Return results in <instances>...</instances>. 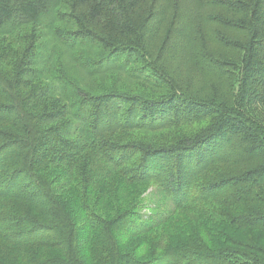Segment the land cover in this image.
I'll return each instance as SVG.
<instances>
[{
  "label": "trees",
  "instance_id": "trees-1",
  "mask_svg": "<svg viewBox=\"0 0 264 264\" xmlns=\"http://www.w3.org/2000/svg\"><path fill=\"white\" fill-rule=\"evenodd\" d=\"M55 12L72 27L55 29L59 41L105 54L91 64L95 72L120 69L167 92L95 93L66 75L42 83L40 36L20 29ZM2 32L15 40L0 39V122L9 126L0 127V207L19 208L0 217L1 264H92L74 248L81 244L79 216L90 230L87 243L91 231L102 230L103 264H184L167 253L155 262L121 253L116 230L124 214L107 219L87 205L74 208L73 183L88 151L99 152L130 182H157L176 207L198 179L231 162L233 169L211 177L204 191L246 203L232 217L237 225L264 227V125L257 113L264 109V0H0ZM174 62L188 66L183 81L170 74ZM138 63L141 68H128ZM208 80L206 92L198 84ZM201 120L206 124L194 134L169 143L122 137ZM165 221L122 228L138 235ZM239 245L202 260L264 264V246ZM53 250L59 256L49 255Z\"/></svg>",
  "mask_w": 264,
  "mask_h": 264
},
{
  "label": "rangeland",
  "instance_id": "rangeland-1",
  "mask_svg": "<svg viewBox=\"0 0 264 264\" xmlns=\"http://www.w3.org/2000/svg\"><path fill=\"white\" fill-rule=\"evenodd\" d=\"M57 10H63V7H58ZM56 14V12L46 14L39 22L25 24L20 29L22 33L32 32L40 36L37 47L42 52V56L45 55V61L39 65L42 69L40 76L42 83L56 82L59 75H66L82 89L95 93L121 90L130 94L160 97L167 92L164 87L159 88L143 77L129 75L120 69L111 68L95 72L91 64L105 54L96 46L82 43L71 45L59 41L55 37V29L72 27L56 18ZM4 37L11 39L14 37L15 40V35L0 33V39ZM43 46L46 48L44 49ZM13 47L17 48V43H13ZM170 66V74H178L181 81L184 80L183 74L188 76V66L185 62H174ZM141 67L142 65L138 63L130 64L128 68ZM160 84L164 85V83ZM212 84L213 82L208 80L199 83L198 86H202L207 92ZM30 90L25 89L24 92L28 93ZM58 94L63 101L67 99L74 102L76 98L70 93ZM257 113L258 121L264 125V109L258 110ZM205 124L206 121L201 120L180 126H168L156 131L140 129L125 132L122 137L127 140L132 135L146 142L163 144L183 136H190ZM0 127L9 126L0 122ZM87 156L86 162L78 172L80 178L73 183V206L76 208L77 203L87 205L91 212H96L107 219L124 214L123 220H120L121 225L116 230L121 253L132 252L140 260L151 259L154 262L167 253L173 259L180 258L184 264L192 261L193 264H203L202 262L212 264L211 261L202 259L219 248L240 247L239 243L264 246V227L239 226L232 220V217L245 212L246 203H234L226 194H208L204 191V187L212 181L211 177L232 170L233 163L217 164L213 173L197 180L188 199L180 207H176L157 182L152 180L130 182L121 174L119 168L111 165L99 152L88 151ZM62 198L64 201L65 197ZM11 208H19V205H13L8 209L0 207V217L13 213ZM156 217L166 218V221L151 232L134 235V228L125 229L132 223L154 224ZM81 219L82 216H79L81 244L78 247L75 245L74 248L85 260L91 259L92 264H103L102 230L99 227L91 231L92 239L87 243L85 240L90 230L83 228L87 221ZM122 225L125 226L124 229ZM144 226L146 225L141 227ZM78 227L73 234L74 240ZM49 255L59 256V253L53 250Z\"/></svg>",
  "mask_w": 264,
  "mask_h": 264
}]
</instances>
